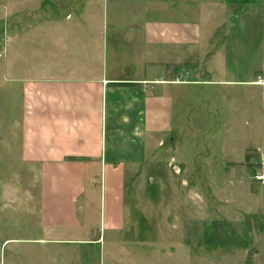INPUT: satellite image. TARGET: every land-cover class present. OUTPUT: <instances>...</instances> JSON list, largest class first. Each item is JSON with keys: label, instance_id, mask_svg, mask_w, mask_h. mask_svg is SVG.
<instances>
[{"label": "crops", "instance_id": "1", "mask_svg": "<svg viewBox=\"0 0 264 264\" xmlns=\"http://www.w3.org/2000/svg\"><path fill=\"white\" fill-rule=\"evenodd\" d=\"M61 1L0 0V264H159L192 168L264 170V0Z\"/></svg>", "mask_w": 264, "mask_h": 264}, {"label": "rangeland", "instance_id": "2", "mask_svg": "<svg viewBox=\"0 0 264 264\" xmlns=\"http://www.w3.org/2000/svg\"><path fill=\"white\" fill-rule=\"evenodd\" d=\"M80 2L83 1L80 0ZM76 4H79L76 0L72 2L63 0L58 5L61 13L64 15L69 13L73 5ZM77 9H79L78 6H76ZM38 18L39 20L43 19L41 16ZM195 137L193 136V140ZM196 153L202 154L203 152L197 151ZM215 153L217 154V158L214 161L215 165L192 168L190 181L185 185L186 191H189L187 194L189 204L186 203L183 213L181 214L182 209L176 215L175 213H168L167 215L163 214L160 216L161 222L173 223L185 221L188 224V229L186 231L177 230L171 233L164 232L165 238L168 235L175 236L171 240H176L178 243L160 246L159 264H264L263 166H254L250 169L248 172L249 181L240 179V182L237 180L241 196H238L235 200L238 201L240 199L242 201L243 211H246V207H248L251 212L245 213L242 209H235L236 212L239 211L241 213L233 214L234 209L232 207H221L217 199H213L212 185L215 188L226 186L231 194L238 187L237 182L235 188L231 184H228V186L225 183L227 182V178L221 173L222 171L225 172L226 168L220 167L221 160H224L221 155L222 152L216 150ZM196 162L200 161L197 159ZM7 171V168L0 169V176L6 175ZM237 175L239 174H234L233 178H236ZM213 176L214 180L212 179ZM167 185L166 183L164 184L162 193H159V196H161L162 204L170 206V204H173V196ZM250 190L256 196L253 198H243L245 193L250 192ZM1 197L4 203L6 199L3 195H0V199ZM175 203L176 209H179L183 204L178 199ZM1 212L0 220L5 219L6 221L8 217L7 211ZM145 250L148 251L146 248ZM155 253L151 252L149 255Z\"/></svg>", "mask_w": 264, "mask_h": 264}, {"label": "trees", "instance_id": "3", "mask_svg": "<svg viewBox=\"0 0 264 264\" xmlns=\"http://www.w3.org/2000/svg\"><path fill=\"white\" fill-rule=\"evenodd\" d=\"M238 14H239V13H232L231 19H232V18H236V17L238 16ZM187 66L192 67L191 65H187ZM248 161H249V157H247V168H248L249 171H250V169H252L253 166H252L251 164H249Z\"/></svg>", "mask_w": 264, "mask_h": 264}]
</instances>
